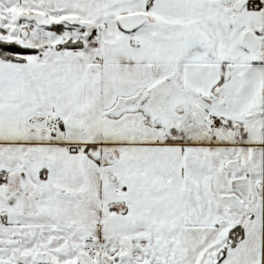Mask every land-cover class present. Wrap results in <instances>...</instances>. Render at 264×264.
<instances>
[{
  "label": "snow or ice",
  "instance_id": "obj_1",
  "mask_svg": "<svg viewBox=\"0 0 264 264\" xmlns=\"http://www.w3.org/2000/svg\"><path fill=\"white\" fill-rule=\"evenodd\" d=\"M0 264H264V0H0Z\"/></svg>",
  "mask_w": 264,
  "mask_h": 264
}]
</instances>
